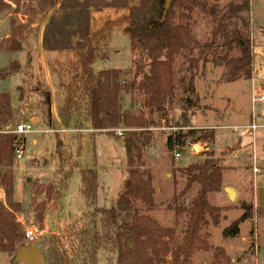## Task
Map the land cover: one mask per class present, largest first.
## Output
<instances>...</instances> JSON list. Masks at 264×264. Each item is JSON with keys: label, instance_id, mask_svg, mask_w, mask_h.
<instances>
[{"label": "trees", "instance_id": "obj_1", "mask_svg": "<svg viewBox=\"0 0 264 264\" xmlns=\"http://www.w3.org/2000/svg\"><path fill=\"white\" fill-rule=\"evenodd\" d=\"M5 1L36 3L39 13L49 14L42 32L43 51L75 52L77 55L71 78L64 85L61 115L70 120L73 113L82 108L79 113H84L91 131L112 135L111 130L119 125L124 128L121 139L130 187L118 195L109 209L97 208V172L93 168L81 170L83 198L92 211L72 222L61 246L48 249L46 264H97L101 250L115 255L116 264H190L195 253L209 252V234L204 229L209 224L207 219L213 226L219 225L220 209L209 204L208 196L220 191L225 168L217 159L206 157L201 163L181 171L184 186L173 195L169 205L176 218L182 215L186 218L179 239H176L174 228L162 227L150 216L141 215L134 208L136 201L149 210L154 207L151 175L141 170L143 152L150 141L146 133L149 123L143 116L122 113L119 95L136 86L143 95L144 108L162 114L175 92L176 57L183 51L195 49L199 50L198 60L191 61L190 66L200 59L207 62L209 53L215 66L225 64L232 67V72L225 78L227 83L251 80L250 0H232L221 8L208 6L206 0H169L167 8L165 0H136L135 3L131 0H0V13L10 6ZM107 10L121 11L120 17L112 23L113 27L122 29L128 36L131 51L139 50L141 53L134 64L133 80L128 85L121 80L119 70L93 71L97 59L107 60L100 51L108 44L113 28L110 21H105L99 31H93L92 13ZM195 11L207 15L212 24V40L204 45L192 38L190 23ZM11 40L7 50L20 51V41ZM232 48L238 50V58L217 55L216 49ZM18 69V64H10L9 69L0 75V80L17 73ZM17 90L21 100V89ZM21 113L22 105L13 107L10 95L0 93V166L6 168L0 175V188L5 200L4 204L0 202V253L12 259L18 249L28 243L24 239V228L16 217L21 206L12 199V156L17 136L8 130L17 124ZM187 122L185 120L184 126L178 127H190ZM200 131L189 129L186 133L169 134L165 142L167 150L174 152L188 140L193 143L212 141L213 132L197 136ZM58 158L60 166L65 164L61 154ZM72 169L68 175L65 174L66 180H69ZM195 185L198 190L190 204L180 206V201L195 189ZM53 194V186L39 188L31 194L32 203H35L36 196L44 195L45 200L36 206L42 211ZM240 209L243 210L242 215L222 230L223 239L236 237L240 224L252 217V205L242 203ZM213 261L215 264L218 261L229 263L219 248L213 255Z\"/></svg>", "mask_w": 264, "mask_h": 264}, {"label": "rangeland", "instance_id": "obj_2", "mask_svg": "<svg viewBox=\"0 0 264 264\" xmlns=\"http://www.w3.org/2000/svg\"><path fill=\"white\" fill-rule=\"evenodd\" d=\"M230 1L232 0H206V3L208 6L221 8ZM5 2L10 6L0 13V21L3 23V25L0 24V51H8L11 39L19 40L23 44L27 34H32L30 38L33 37L35 40L43 22L47 16L49 17V14L39 13L36 3ZM135 2L136 0H131V3ZM249 12V33L253 54L251 80L241 79L227 83L225 78L232 72V67L225 64L219 67L215 66L210 61L212 56L209 53L207 62L200 59L196 64L190 66L191 61L198 60L199 50L195 49L183 51L176 57L174 65L175 92L162 114L144 108L143 95L136 89V86L127 92L122 91L119 95L122 113L143 116L149 123L146 133L149 134L150 141L143 152L141 170H146L151 175L155 191L154 207L149 210L142 203L136 201L134 208L141 215H147L156 220L160 226L174 228L176 239L182 235L186 218L184 215L176 218L173 211L169 209V205L173 195L184 186L182 170L190 165L201 163L206 157H212L217 159L225 169H232L236 165L245 169H254L256 166L257 169L263 171L259 173L258 181L264 182L262 162L257 160V163L254 164V141L250 142L246 138L249 137L246 134L239 136L238 133H234L230 129V127L247 126L251 122L252 96L264 95V0H250ZM121 14V11L117 10L92 13L91 27L93 31H99L105 21H110L113 28L108 38V44L100 51L107 57V60L97 59L94 70H97L95 73L100 72L101 69L119 70L121 80L128 85L133 80L134 64L140 59L141 53L139 50H130L129 38L122 29H114L113 22ZM190 24L192 38L200 45L207 44L212 40V24L207 15L195 11ZM31 25H35V27L30 31ZM6 35L9 37L4 39ZM216 52L218 56L225 55L230 59H236L240 55L235 48L216 49ZM54 54L49 53L45 56L50 58ZM75 60L76 57L65 53L47 61L45 66L39 65L41 72L48 71L53 92L44 83L33 85L34 87H29L26 82L22 83L21 98L24 102L21 118L17 124L8 128V130H13L20 122H28L31 118H36L33 121V127L38 132L20 136L24 145L22 158L17 160L14 154L12 156V199L21 204V211L16 213L17 220L24 229L35 231L37 238L28 242L29 245L42 251L46 263L48 249L61 246L65 241L66 230L72 222L92 211L86 206L83 198L79 173L81 170L91 168L96 170L99 184L96 207L101 209H109L113 206L118 195L126 189V182L130 181L122 135L118 136L115 133L119 131L123 134L122 125L111 130L112 135H108L91 131L88 128L84 113H79L83 110L82 108L80 111L72 112L74 115L70 120L61 115L65 98L64 85L71 78ZM9 65L4 62L0 63V75L9 69ZM15 90L17 89L13 80H0V92L15 97ZM253 109L256 121L257 114L264 112V106L257 103ZM193 119H195L194 124ZM185 120L188 121L190 127L179 128L178 126H184ZM205 127L210 128L205 129ZM189 129L201 130L197 136L203 135L204 132L206 134L215 132V142L213 139L197 143L188 140L183 147L169 152L165 145L166 137L173 132L186 133ZM251 137H254V133ZM242 138H245L243 139L246 144H243L244 146L240 142ZM57 143H59L58 147ZM249 146H252V149L247 151L246 148L248 149ZM176 152L181 154V158L178 160L174 157ZM248 153L250 154L248 155ZM58 154H61L65 161L62 166H60ZM69 169H72V172L69 180H66L65 174L68 175ZM5 170L4 166H0V175ZM236 176L237 173L224 170L222 180L232 181ZM28 179L29 181H27ZM48 186L54 187V194L41 211L36 206L45 200V196H36L35 203H32L31 194L39 188ZM194 188L180 201V206L190 204L191 198L198 190L196 185ZM239 190L242 194H246L247 202L245 204L249 205V197L252 194L251 187L244 185ZM2 197L1 192L0 199ZM226 198L231 204L230 207L240 208V205L244 203L237 198L231 199L229 195H226ZM208 202L212 206H224L213 197ZM225 212L227 219L222 222L223 226L236 220L239 213L237 209H229ZM222 214L220 209V216ZM242 230L245 228L242 227ZM204 232H207V228L204 229ZM210 232V242L213 247L222 245L229 254L233 253L232 249L236 251L237 248H240L238 243L223 244L220 228L213 227ZM246 234L244 250L237 254V261L246 258L242 264H264V210L253 207V214ZM221 250L229 259L227 264H231L225 250ZM210 251L195 253L190 264H215ZM12 260L11 256L0 253V264H14ZM97 264H116L115 255H109L101 250L98 254ZM216 264L224 263L218 261Z\"/></svg>", "mask_w": 264, "mask_h": 264}, {"label": "crops", "instance_id": "obj_3", "mask_svg": "<svg viewBox=\"0 0 264 264\" xmlns=\"http://www.w3.org/2000/svg\"><path fill=\"white\" fill-rule=\"evenodd\" d=\"M47 19H48V16L45 19V21L43 22L41 28L39 29L38 36H37V38H35V40L33 37L30 38L32 36V34L31 35L27 34L28 36L26 37L25 41L23 42L22 49L20 51H18V52L0 51V63H3V62L6 64L16 63L19 65V69H18L17 73H14V74H12V75H10L4 79V81L13 80V82L16 84V89H18V88L21 89L22 88L21 84L22 83L24 84V82H26V84H28L29 87H34L33 85H37L39 83H41V84L44 83L50 89V91L53 92L52 85H51L50 79H49L48 71L45 70L44 73L41 72L39 65L41 64L42 66H45V64H47V61L49 62L52 58L57 57V55L59 56V55L65 54V53L67 55H72L74 57H77L75 52L55 53L53 56H50V58H47L45 56L46 54L54 53V52L43 51L42 46H41L42 32H43L44 26L47 22ZM1 22L2 21H0V24L3 25V23H1ZM34 27H35V25H31L30 31L32 30L31 28H34ZM8 37L9 36L6 35L4 39H7ZM36 39H37V41H36ZM36 43H38V45H36ZM3 69H5V67H3ZM93 71L94 72L97 71V70H94V65H93ZM98 71H100V69H98ZM101 71H103V70L101 69ZM0 93H5V92H0ZM10 98H11V104L15 108L21 106L24 102L22 99L19 100V92L17 90H15V97L10 96ZM12 99L14 100L13 102H12ZM253 107H252V109H253ZM250 117H251V114H250ZM34 120H36V118H31V120H29V121L33 122ZM194 120L195 119H193V124H194ZM256 123H257V125L260 126V128L255 131L254 137H251L252 133H250L249 131H246V130H241L240 133H238V135L240 136L241 134L242 135L246 134V136H249L246 138H248L250 142L254 141L253 142V144H254V146H253V148H254L253 158H255L254 164H256L257 160H258L259 162L260 161L262 162L263 167H264V162H263L264 161V112L263 113L261 112L259 115L257 114ZM33 124H34V122H33ZM197 128L202 129L204 127H197ZM206 128H210V127H205V129ZM243 139H245V138L240 139V142L242 145L245 144V142H243ZM213 140L215 142V132H213ZM251 149H252V146H249L248 149L246 148L247 151H250ZM245 154L247 155V152ZM249 154L250 153H248V155ZM241 156L244 157L245 155H241ZM254 169H256L258 171L255 172ZM254 169L240 168L238 165L233 166L232 169H225L228 172L233 171L234 173H237L236 178L233 179L232 181L229 179H227L225 181L222 180L221 190L218 192L209 194L208 200H210V198L213 197L214 200H218L221 202V204L224 205V206H220V207L214 205V206L220 208L222 213H223L222 216H220L219 225L216 226V227L220 228V234L224 228H226L227 226H229L232 223L231 222L227 226L222 225L223 224L222 222L227 219L226 212H225L226 210L237 209L239 213H238V217L236 219H238L243 213V210H241L240 208L230 207L231 204H230L228 198H226V195H228L226 193L227 188L231 189L235 193V198L239 199L241 202L246 203L247 202L246 201V199H247L246 194H244V193L242 194L239 189L244 185H248L252 189V194L249 197L250 198V204L249 205H252L254 207V209L264 210V182L258 181L259 173L263 172V171H260L259 169H257L256 166ZM1 192L3 194V197H2V199H0V202L3 203L5 200H4V192H3L2 188H0V194H1ZM224 195H225V197H224ZM192 198H191V200H192ZM250 219H248L245 222L240 224L239 234L236 237L223 239L221 236L223 244L229 245L231 243H238V246H240V248L239 249L237 248L236 251H234V249H232V251H233L232 254H229V252L225 248H223L222 245L218 246V247H213V245H211V242H210L211 232H210V230H211V228H213L215 226H213L211 224L210 220L207 219V221L209 223L207 226V233L209 234V243L212 247V249L210 251L212 253L211 257L214 255V252H216V250L218 248H221V249H224L226 252V255L229 256L231 264H242L246 258H242L241 260L237 261V254L240 253L242 250H244V245H245V242L247 240L246 230L248 229ZM242 227L245 228V230H242Z\"/></svg>", "mask_w": 264, "mask_h": 264}, {"label": "built area", "instance_id": "obj_4", "mask_svg": "<svg viewBox=\"0 0 264 264\" xmlns=\"http://www.w3.org/2000/svg\"><path fill=\"white\" fill-rule=\"evenodd\" d=\"M262 104L264 105V95H259V96H252L251 98V104L252 106H254L255 104ZM252 109V113H251V122L249 123V125L247 126H238V127H230V129L234 132V133H239L241 130H246L249 131L250 133H255V131L257 129L260 128L259 125H257L256 121H255V115L253 113ZM38 131H36L33 127V122L32 121H28V122H21L18 125L15 126V128L13 130H10V133L14 134L17 136V140L14 142V156L15 159L20 160L22 158V151L24 150V145L23 142L20 138V136H24L26 134L29 133H37ZM118 136H121L122 133L119 131L115 132ZM175 159L178 160L181 158V154L179 152H176L174 155ZM255 172H257L258 170L254 169ZM36 234L35 231H33L32 229H24V239L27 242H32L34 240H36Z\"/></svg>", "mask_w": 264, "mask_h": 264}, {"label": "water", "instance_id": "obj_5", "mask_svg": "<svg viewBox=\"0 0 264 264\" xmlns=\"http://www.w3.org/2000/svg\"><path fill=\"white\" fill-rule=\"evenodd\" d=\"M168 4L169 0H165V8L168 7ZM129 187L130 181H127L125 188ZM226 193L231 199H235V193L231 189L227 188ZM12 261L14 264H46L42 251L37 247L30 246L29 243L18 249Z\"/></svg>", "mask_w": 264, "mask_h": 264}]
</instances>
